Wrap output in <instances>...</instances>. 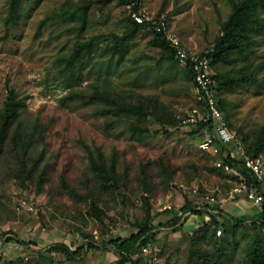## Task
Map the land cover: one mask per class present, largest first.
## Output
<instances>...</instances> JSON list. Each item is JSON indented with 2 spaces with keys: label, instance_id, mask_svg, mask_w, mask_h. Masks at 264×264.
<instances>
[{
  "label": "rangeland",
  "instance_id": "obj_1",
  "mask_svg": "<svg viewBox=\"0 0 264 264\" xmlns=\"http://www.w3.org/2000/svg\"><path fill=\"white\" fill-rule=\"evenodd\" d=\"M124 1L20 0L7 28L10 0H0V114L9 87L23 99L0 143V264H148L137 254L119 262L114 244L145 222L159 264H249L255 248L264 264V226L235 222L219 236L211 222L185 226L196 210L211 214L208 198L226 197L238 179L216 165L232 147L199 148L206 132L187 120L193 79L154 43L162 19L181 47L211 51L238 0ZM133 12L151 21L129 36ZM240 39L212 73L236 80L220 85L223 109L245 147L264 157V33ZM87 41L71 71L67 58ZM69 93L102 97L63 103ZM99 152L114 182L92 171Z\"/></svg>",
  "mask_w": 264,
  "mask_h": 264
},
{
  "label": "trees",
  "instance_id": "obj_2",
  "mask_svg": "<svg viewBox=\"0 0 264 264\" xmlns=\"http://www.w3.org/2000/svg\"><path fill=\"white\" fill-rule=\"evenodd\" d=\"M137 1L138 0H125L124 2L131 3ZM261 10L264 11V0H238L233 3L230 14L228 15L226 21L223 22L222 24V34L215 41L213 49L211 51L202 52L203 54L205 53L210 58L211 67H213V63L217 59L223 58L225 55H227L230 49L235 47H241L243 44H245L243 42H240L241 40L240 38L244 37L249 32L257 31L264 33V19L260 15ZM19 11H20V0H10L9 12L6 17L7 28L9 27L10 23H14L17 20L19 16ZM147 24L149 23L146 22L143 24H139L136 21H133V27H131V29L128 30V35L131 36L138 30H140V28L145 27ZM155 33H156L154 37L155 45L162 48L163 50H166L171 56H175L176 50L174 46L171 45L170 41L167 40L164 32H158L155 30ZM117 39L118 41L114 48L120 55H122L125 46V43L123 41L124 37L121 38L118 37ZM91 45L92 43L87 41V42L78 43L75 46L73 53L67 58V66L70 68L71 71L72 68L74 67V63L81 58L82 52L89 51ZM185 66L188 70L189 76L193 79L194 74L190 64L185 63ZM213 78L217 82L219 96H220V107L224 111L222 105V99L220 95V85L224 84V85L232 86L236 83V80H229L223 83L222 81L216 79L214 74H213ZM246 78L250 79L251 77L247 76ZM99 96L102 97L101 94H96L89 98H85L80 93H69L68 95L62 98V102L64 103L67 102V100H74L78 98L82 100L84 105L92 104L94 100L99 98ZM22 107H23V99L18 96L14 88L9 87L7 89V93L3 101V108L0 114V143L4 141L6 131L9 129L11 123L20 115ZM120 110L125 113H131V114H137L141 111L139 107H133L128 104H121ZM226 118L228 120L227 115ZM228 123L231 128L229 120ZM223 149L225 148L223 147ZM246 152L249 156L260 155L258 153L250 152L248 148H246ZM223 160L226 163H228L231 167L236 168L240 172V174H242L247 179L248 182L255 181L253 176L248 172L247 169H245L243 162L241 160L233 159L229 155L227 156L223 155ZM90 164L92 171L94 172V174L96 175L99 181L108 184L116 180V172L114 166L113 165L108 166L105 161V158L100 152L98 153L97 159H93V158L91 159ZM263 198H264V192H263ZM182 208L183 210H186L185 206H183ZM194 213L202 214L203 212L196 210ZM207 215L209 216L210 222L214 223L216 227L220 226V228L224 225H229L235 222H241V221L244 222L243 219H236L233 220L232 223L230 222L225 223V222H220L216 218L215 214L214 215L207 214ZM251 223L264 226V200L262 203L261 214ZM137 228H138L137 231L131 233L128 238L126 239L119 238L116 241H114V244L120 256L118 260L121 263L130 259L133 255L137 254L140 246L145 244L147 241L152 240V238L147 236V233L153 228V226L150 223L148 222L140 223L138 224ZM21 242L22 244L30 243L29 241L27 242L21 241ZM80 248L81 247H78L73 253H78V250H80ZM257 254H258V248H255L251 252L249 264H258Z\"/></svg>",
  "mask_w": 264,
  "mask_h": 264
},
{
  "label": "built area",
  "instance_id": "obj_3",
  "mask_svg": "<svg viewBox=\"0 0 264 264\" xmlns=\"http://www.w3.org/2000/svg\"><path fill=\"white\" fill-rule=\"evenodd\" d=\"M131 16L139 24L151 21L148 17L136 12H133ZM153 24L156 31L165 32L164 20L158 19L153 21ZM165 36L174 46L176 58L183 63H189L194 74L192 90L196 106L190 111L187 120L192 126H200L206 132L200 140L199 148L216 154L223 150V147L225 149L232 147L228 154L226 150L223 151V155L241 160L245 169L255 180L248 182L236 168L231 167L224 160H219L216 165L231 176L237 177L238 181L235 182V187L225 198L211 197L208 200L219 206L224 200L244 198L255 205H262L264 200V157L262 155L249 156L241 138L230 128L226 115L220 107L218 85L213 78L210 58L205 53L185 49L171 36ZM217 210L218 208H215L210 212L216 214ZM216 234L221 235L222 229L218 228ZM137 257L142 258L148 264H159L160 262V253L152 240L140 246Z\"/></svg>",
  "mask_w": 264,
  "mask_h": 264
},
{
  "label": "crops",
  "instance_id": "obj_4",
  "mask_svg": "<svg viewBox=\"0 0 264 264\" xmlns=\"http://www.w3.org/2000/svg\"><path fill=\"white\" fill-rule=\"evenodd\" d=\"M215 208H218V212L215 214L216 218L220 222L225 223H232L233 220L236 219H243L246 222H253L256 218H258L262 211V205H255L244 198H238L236 200H224L219 206L211 203L209 211H214ZM195 221L200 223H210L209 216L204 212L202 214L190 215V217L186 219L185 226L189 227L191 226L189 222Z\"/></svg>",
  "mask_w": 264,
  "mask_h": 264
}]
</instances>
